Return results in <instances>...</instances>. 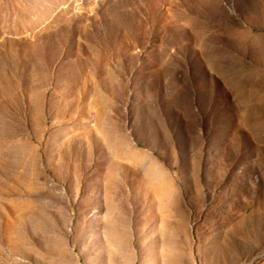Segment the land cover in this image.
Returning a JSON list of instances; mask_svg holds the SVG:
<instances>
[{
	"label": "rangeland",
	"instance_id": "1",
	"mask_svg": "<svg viewBox=\"0 0 264 264\" xmlns=\"http://www.w3.org/2000/svg\"><path fill=\"white\" fill-rule=\"evenodd\" d=\"M0 264H264V0H0Z\"/></svg>",
	"mask_w": 264,
	"mask_h": 264
}]
</instances>
